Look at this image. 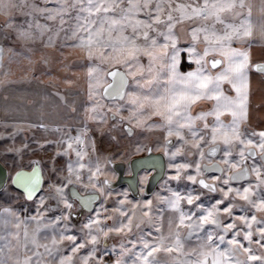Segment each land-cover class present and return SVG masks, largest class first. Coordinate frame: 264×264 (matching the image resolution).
Wrapping results in <instances>:
<instances>
[{
	"label": "snow or ice",
	"instance_id": "obj_1",
	"mask_svg": "<svg viewBox=\"0 0 264 264\" xmlns=\"http://www.w3.org/2000/svg\"><path fill=\"white\" fill-rule=\"evenodd\" d=\"M0 17V68L5 57L24 61L31 79L37 62L74 67L65 58L78 51L88 80L83 128L71 136L60 129L72 123L57 124L62 139L36 141L58 145L47 183L35 161L26 170L15 159L16 170L0 179V196L11 199L14 185L25 206L23 216L0 207V264H264V127L248 123L249 68L264 73V61L251 63L244 47L254 31L264 43V0H0ZM181 42L194 67L182 65ZM10 83L5 68L0 88ZM102 96L110 117L101 115ZM72 104L67 111L76 113ZM106 119L129 135L162 131L167 195L144 198L147 173L135 198L131 187L117 191L100 156L85 159L87 121ZM23 122L6 119L12 132L2 135L14 138ZM37 126L49 127L29 123ZM182 151L190 159L175 162ZM61 154L67 160L58 164Z\"/></svg>",
	"mask_w": 264,
	"mask_h": 264
},
{
	"label": "rangeland",
	"instance_id": "obj_2",
	"mask_svg": "<svg viewBox=\"0 0 264 264\" xmlns=\"http://www.w3.org/2000/svg\"><path fill=\"white\" fill-rule=\"evenodd\" d=\"M1 20L3 23V19H0V21ZM47 51L52 52L53 49L49 48ZM41 67H38V65H36L37 70ZM64 68L65 67H61V69ZM36 71H33L31 73L33 74ZM32 80L33 81L21 80L15 83H10L9 86L6 88H0V161L2 162L3 159L9 161L8 166H5L7 168V173L9 171L14 172L16 170V168L11 163L13 159H15L17 162H20L22 160L21 166L27 169L32 167V162L35 161L40 165V168L43 170L45 178L44 182L47 183V171L51 164V158L56 152L58 145L53 143L51 145L37 147L36 141H54L56 139H62L60 137V132L57 131L54 127V125L57 124L65 125L67 123H72L73 127H63L62 129H60V131H63L68 135L75 136L76 126L79 125L81 128H83V119L79 118L77 122H75L74 120H68L67 116H70V114H72L73 116L74 113L67 111V108L66 110H64L62 106H56V101L61 103L60 98H56L57 95H55V93L59 90V85L57 84L59 83L58 81L52 82V85H48L42 84L44 83L43 81H41L42 83H40L34 79ZM5 93H7V98H5ZM45 94H48V96L50 97H45ZM64 97L66 102H69V100L71 99L67 96ZM65 105L63 104V106ZM124 115H127V113L125 112ZM6 119L24 121L23 123L16 125L19 130L15 133L14 138H5L2 135L4 132H12V126L8 125L6 127L4 124V121ZM41 120H43L44 123H47L49 125L47 129L41 128L39 126L35 128L29 127L30 122L36 123L38 125ZM107 122L108 124H104V126L100 125L101 122L98 126H88L89 132L82 133V136L85 138L87 145L85 148V159H95L97 156H100L101 162L104 163V168L106 171L114 172L112 167L109 165V161H128L133 156L144 153L146 149L148 150L149 145H152L153 150H159L164 153V141L161 130H134L138 134L129 135L127 132H121L119 127L115 131L111 130V124L115 123V121L110 122V120H108ZM149 136H151L150 140ZM153 136H155V139L153 138ZM113 137H116V139L114 140ZM169 139H172L171 141H175L177 138L173 136ZM93 141L96 149L95 152H93ZM171 141L168 145L169 151H171L172 148L176 147V145L174 143H171ZM75 143L76 142L74 141V144ZM25 144L27 145V148L23 147ZM137 144L141 145L142 150H138L136 148ZM3 146H7L9 148H21L23 152L22 157L17 156L15 152H9L5 154L3 151ZM60 147H63V145H60ZM28 149H31V151H28ZM117 152H119V155H116ZM110 153L112 154L111 156L108 155ZM70 155L74 154L70 153ZM105 156H108L107 162L104 161ZM166 159L168 160L167 157ZM174 159L175 162L179 163L181 162V160L190 158L187 157L186 154L182 151L181 153H178L177 157ZM66 160L67 157H65L63 154L57 157L58 164L65 163ZM166 171H169L167 169V162ZM98 178L103 179L102 176ZM8 179L10 180V176L8 177ZM185 183L187 182H181L179 187H184ZM171 185L175 188L177 187V182L171 181ZM77 188L82 193L85 192V189L82 186L77 185ZM123 188L125 187L119 186L115 189L117 191H121ZM12 189L13 191L12 193H10L11 199H6L5 197L0 196V206H15L17 207V210L20 212V214L23 216L25 214V206L22 205L20 200L15 199V192L19 190L15 189L13 186ZM155 190H160L161 195L168 194L165 189L161 188L160 183L157 184ZM144 198L147 199L148 196H144ZM31 211L34 212L35 209H31ZM75 223L79 224V221L77 220L75 221ZM29 227H32V225H29ZM40 235L41 237L44 235L43 230H41Z\"/></svg>",
	"mask_w": 264,
	"mask_h": 264
},
{
	"label": "crops",
	"instance_id": "obj_3",
	"mask_svg": "<svg viewBox=\"0 0 264 264\" xmlns=\"http://www.w3.org/2000/svg\"><path fill=\"white\" fill-rule=\"evenodd\" d=\"M255 15V14H254ZM0 19H3L0 17ZM2 23V20L0 21ZM2 25V24H0ZM251 44H245L244 47L250 48V61L251 63H257L264 61V43H261L259 35L254 31L253 36L250 38ZM235 46V45H234ZM181 49L183 50L181 52V55L183 57L182 61L186 66H195L194 62H189L187 60V44L182 42L180 44ZM71 51V50H69ZM37 57L40 55L39 52L35 54ZM84 60H86V57L83 59H80V54L77 51L74 55H68L65 58V62L70 65H75L74 67H65L64 69H61V66L59 63H57L55 60L51 61L50 65L48 66H40V64L37 62L39 68L35 73H30L31 79H25V72L28 70V66L26 62L24 61H17L15 59L9 61L7 57L4 58L3 61V67L0 68V74L3 73L4 69L6 68L8 70V78L13 81V83L21 81V80H28L33 81L32 79L36 80L37 82L44 83L42 84H48L52 85V82L58 81L57 83L59 86V90L57 92H60L63 96H67L71 98L69 102L67 101L66 104L64 102H57L56 106H62L64 110L70 106H76L73 105L72 102L75 101L77 105H80L77 108V112L73 114H70V116H67L68 120H74L77 122V117L82 118L84 120V110L82 106V101L86 100L87 94H88V80H87V72L86 67L87 65L84 63ZM182 70H186L185 68H182ZM51 71V72H50ZM40 73V75H39ZM249 74H250V88H251V94H250V109H249V125L254 126L255 128L264 127V73L260 71H256L252 68H249ZM72 81L71 83H67L66 81ZM110 78L106 77L105 82H109ZM26 87V86H25ZM103 83L99 85V91L102 94L103 90ZM56 95V93H55ZM45 97H50L48 94H45ZM58 96H56L57 98ZM65 98V97H64ZM102 100L105 101L104 107L101 111V115H103L104 112L108 113V116H111V112L109 111V105L107 104V99L103 96L101 97ZM63 104L65 106H63ZM127 113V109H124V113ZM64 118V116H63ZM155 119V117L153 118ZM211 119V117L209 118ZM108 120L113 121L111 119L106 120H88V126L93 127L98 126L99 123L101 126H104V124H108ZM56 122V121H55ZM54 122V123H55ZM59 123V122H58ZM57 124V123H56ZM73 127V126H72ZM108 127V126H107ZM134 130H144L145 129H135ZM159 129H153L151 131H156ZM7 206V205H4ZM0 207H3L2 205Z\"/></svg>",
	"mask_w": 264,
	"mask_h": 264
},
{
	"label": "flooded vegetation",
	"instance_id": "obj_4",
	"mask_svg": "<svg viewBox=\"0 0 264 264\" xmlns=\"http://www.w3.org/2000/svg\"><path fill=\"white\" fill-rule=\"evenodd\" d=\"M254 70H256V69H254ZM256 71H258V70H256ZM249 131H251V128H249ZM151 136H149V140H150ZM154 137L155 136H153V138ZM169 140L171 141L172 139H169ZM158 154L160 155L161 162L156 157H153V156L150 157L149 163L152 166L150 168H141L137 171L135 178L133 180L134 182H133V188H132L130 186V184L128 183L129 180L127 178V177L131 176V172H132V169H131L130 164H129L130 160L136 156L158 155ZM133 157L130 158L128 161H124V160L115 161L116 164L112 165V169L115 172V177L113 180V181H115V184L113 185V188H116L119 186H124L125 188L131 187V189H133L134 191L130 190L129 194L132 197H135V192L138 191V188H139L140 176L147 173V181H146L144 187H145V193H146L145 196H148V194H151L155 190L159 181L163 179L164 176L160 174V167L162 164L163 168L166 170L167 159L164 156L163 152H161L159 150H153L152 145H149L148 150L146 149V151L144 153L139 154V155H135ZM211 174L215 175L216 173L212 172Z\"/></svg>",
	"mask_w": 264,
	"mask_h": 264
},
{
	"label": "water",
	"instance_id": "obj_5",
	"mask_svg": "<svg viewBox=\"0 0 264 264\" xmlns=\"http://www.w3.org/2000/svg\"><path fill=\"white\" fill-rule=\"evenodd\" d=\"M259 71V70H258ZM110 78V81L108 82L109 84H111L112 82V77H109ZM104 91V88L102 90V93ZM106 98V97H104ZM107 99V98H106ZM156 157L160 162H161V159H160V155H144V156H136V157H133L129 164H130V167L132 169V172H131V176L130 177H127L128 178V183L130 184V186L133 188V180L135 178V175L137 173V171L141 168H150L152 165L149 163V159L150 157ZM159 162V163H160ZM36 164L40 167V165L36 162ZM31 168L27 169L26 170H30ZM5 175H7V168L5 166H3L2 162L0 161V179H2ZM11 179V177H10ZM13 187L15 189L16 186L13 185ZM19 191L22 192V189H17ZM84 194H87L86 192H84Z\"/></svg>",
	"mask_w": 264,
	"mask_h": 264
},
{
	"label": "trees",
	"instance_id": "obj_6",
	"mask_svg": "<svg viewBox=\"0 0 264 264\" xmlns=\"http://www.w3.org/2000/svg\"><path fill=\"white\" fill-rule=\"evenodd\" d=\"M182 63V65H185L183 62H181ZM186 66V65H185ZM185 68V67H184Z\"/></svg>",
	"mask_w": 264,
	"mask_h": 264
}]
</instances>
